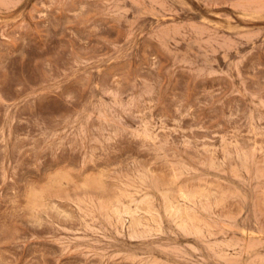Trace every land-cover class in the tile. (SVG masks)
Here are the masks:
<instances>
[{
  "label": "rangeland",
  "instance_id": "374dc122",
  "mask_svg": "<svg viewBox=\"0 0 264 264\" xmlns=\"http://www.w3.org/2000/svg\"><path fill=\"white\" fill-rule=\"evenodd\" d=\"M0 264H264V0H0Z\"/></svg>",
  "mask_w": 264,
  "mask_h": 264
}]
</instances>
